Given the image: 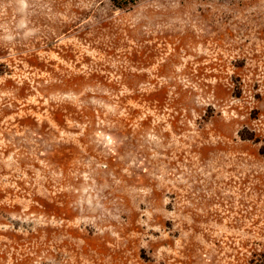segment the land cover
Here are the masks:
<instances>
[{"label": "rangeland", "instance_id": "obj_1", "mask_svg": "<svg viewBox=\"0 0 264 264\" xmlns=\"http://www.w3.org/2000/svg\"><path fill=\"white\" fill-rule=\"evenodd\" d=\"M264 0H0V264H253Z\"/></svg>", "mask_w": 264, "mask_h": 264}, {"label": "trees", "instance_id": "obj_2", "mask_svg": "<svg viewBox=\"0 0 264 264\" xmlns=\"http://www.w3.org/2000/svg\"><path fill=\"white\" fill-rule=\"evenodd\" d=\"M116 7L124 8L130 5L136 4L139 0H111ZM262 154L264 156V148L262 149ZM253 264H264V251L257 254V258L254 259Z\"/></svg>", "mask_w": 264, "mask_h": 264}]
</instances>
